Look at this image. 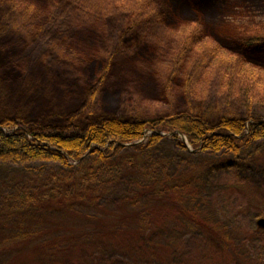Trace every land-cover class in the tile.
Returning a JSON list of instances; mask_svg holds the SVG:
<instances>
[{
	"label": "trees",
	"instance_id": "1",
	"mask_svg": "<svg viewBox=\"0 0 264 264\" xmlns=\"http://www.w3.org/2000/svg\"><path fill=\"white\" fill-rule=\"evenodd\" d=\"M73 4L69 0L61 8L54 2L39 26L34 19L41 14L34 7L0 0V34L30 32L32 42L53 56L58 43L54 47L52 35L65 36L70 29L91 22L102 36L107 35L104 52L109 60L130 53L141 41L163 51L159 41L163 18L150 0L134 10ZM108 22L113 30L107 29ZM185 35L179 36L178 50L165 57L167 62L159 69L168 88L176 76L185 80L181 91L187 103L180 112L164 117H143L134 111L102 113L93 102L103 92L116 100L113 86L119 82H114L89 90L84 103L71 113L0 116V163L20 168L15 187L0 185V264H123L124 259L136 264H176L180 249L176 233L181 229L203 235L230 262L235 260L239 251L227 224L213 219L199 198L191 205L188 195L176 199L170 193L180 187L197 188L204 172L235 165L225 159L237 158L242 147L264 140V86L239 69L237 74L217 71L207 77L208 83L218 86L225 81L223 90L193 91L209 65L208 56L215 59L217 54L212 51L189 65L185 55L190 41L198 37ZM238 35L236 40L244 48L264 49L263 27ZM30 44L24 42L26 48ZM116 71L131 72L132 65L120 61ZM69 103L73 108L74 101ZM177 133L188 139L191 153L198 156L192 170L180 166L177 176L164 174L157 179L153 172L142 173L144 165L150 169L148 162L157 143L167 141L178 154L188 152L182 141L174 140ZM114 161L141 175L107 183L100 172L104 164L114 165ZM169 204L180 210V217L169 221L158 214Z\"/></svg>",
	"mask_w": 264,
	"mask_h": 264
},
{
	"label": "rangeland",
	"instance_id": "2",
	"mask_svg": "<svg viewBox=\"0 0 264 264\" xmlns=\"http://www.w3.org/2000/svg\"><path fill=\"white\" fill-rule=\"evenodd\" d=\"M15 1L34 7L41 14L34 19L35 24L40 26L49 17V9L54 2L64 8L62 4L69 0ZM75 1L77 5L73 4ZM142 1L70 0L74 7L97 5L105 10H134ZM150 1L163 18V26L159 27L163 33L159 40L163 44L162 52L152 43L141 41L130 53L109 60L104 52L107 35L102 36L99 29L90 25L91 22L72 31L70 29V33L65 36L52 35L53 39L50 40L54 47L58 43L55 50L51 51L53 56L40 44L32 42L34 37L30 32L0 34V116L9 113L12 117L23 114L24 118H34L37 114L48 117L71 113L84 103L89 90L95 86L103 89L114 82H119L113 86L116 100L113 97L108 99L109 95L103 92L93 102L94 108L102 113L134 111L143 117H164L175 111L180 112L187 103V95L181 91L185 80L176 76L168 88L169 84L159 69L167 62L165 57L167 59L178 50L179 36H188L190 33L198 39L190 41L192 51L190 49L191 52L186 53L185 62L189 61L190 65L198 57L205 58L212 51L217 54L215 59L208 56L209 65L200 81L192 86L193 91L223 90L225 81L218 86L208 83L207 77L212 74L215 76L217 71L237 74L239 69L247 71V74L249 72L257 80L258 86H264V49H246L236 40L240 37L238 32L245 33L257 26L264 28V0ZM100 8L96 10L103 11ZM106 26L113 30L112 23L108 22ZM107 29L105 31L108 34ZM25 41L31 43L29 48L24 45ZM202 49L205 55H201ZM42 54H48L47 58L44 59ZM120 61L132 65V71L118 73L116 69ZM238 63L240 68H236ZM120 74L121 79L118 76ZM16 82L18 85L15 87ZM229 87L232 88V85ZM68 100L74 101L73 108L66 105ZM39 105H44L40 113L35 112ZM150 133L146 132L147 135ZM166 137L174 139L172 134H166ZM178 139L186 145L187 153L178 154L167 141L157 143L151 155L153 158L148 162L150 169L144 165L142 173L153 172L152 175L157 179L164 174L177 176L181 173L178 171L180 166L192 170L198 156L191 153L192 148L183 134L177 133L174 140ZM240 152L237 158L225 159L230 163L233 161L235 165L220 167L212 173L204 172L197 188L180 187L170 193L176 199L188 195L191 205L199 198L200 203L213 213V219L230 228L234 239L231 240L234 248H238L239 255L230 262L226 254L204 239L203 235L181 229L176 233L180 246L176 264H264V229L256 225L257 219H264V140L246 145ZM19 169V166L0 163V185L6 189L9 186L12 189L13 185L15 187ZM100 173L101 179L107 183L114 182L115 178L124 180L130 175H141L136 169L125 167L118 161H114V165L104 164ZM190 194H194L193 197ZM166 208L158 211V214L161 213L169 221L181 216L180 210L171 204ZM190 213L202 217V214ZM123 264L136 263L124 259Z\"/></svg>",
	"mask_w": 264,
	"mask_h": 264
},
{
	"label": "water",
	"instance_id": "3",
	"mask_svg": "<svg viewBox=\"0 0 264 264\" xmlns=\"http://www.w3.org/2000/svg\"><path fill=\"white\" fill-rule=\"evenodd\" d=\"M256 225L259 226L260 228L264 229V219L263 218L257 219Z\"/></svg>",
	"mask_w": 264,
	"mask_h": 264
},
{
	"label": "bare ground",
	"instance_id": "4",
	"mask_svg": "<svg viewBox=\"0 0 264 264\" xmlns=\"http://www.w3.org/2000/svg\"><path fill=\"white\" fill-rule=\"evenodd\" d=\"M20 83V82H19ZM18 85V82H16V85H15V87ZM58 96V95H57ZM68 107L69 106H72L70 103L69 104H66ZM38 107V109L35 111V112H40V111H42L44 108V105H39V106H37Z\"/></svg>",
	"mask_w": 264,
	"mask_h": 264
}]
</instances>
